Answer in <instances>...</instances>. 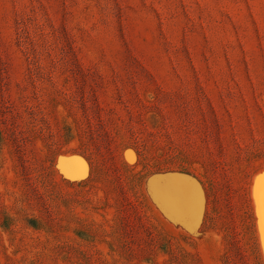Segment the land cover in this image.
Here are the masks:
<instances>
[{
	"label": "rangeland",
	"instance_id": "374dc122",
	"mask_svg": "<svg viewBox=\"0 0 264 264\" xmlns=\"http://www.w3.org/2000/svg\"><path fill=\"white\" fill-rule=\"evenodd\" d=\"M0 124V212L16 220L0 264L49 239L27 205L93 219V252L113 264H166L154 226L191 264H259L255 226L264 261V171L255 221L239 172L264 169V0H0ZM76 151L92 153L83 175L66 169ZM116 215L131 257L109 249Z\"/></svg>",
	"mask_w": 264,
	"mask_h": 264
},
{
	"label": "trees",
	"instance_id": "16d2710c",
	"mask_svg": "<svg viewBox=\"0 0 264 264\" xmlns=\"http://www.w3.org/2000/svg\"><path fill=\"white\" fill-rule=\"evenodd\" d=\"M32 131H38L37 129H32ZM45 133V131H42ZM47 132V131H46ZM6 142L5 131L1 127L0 124V164L3 163V148ZM137 150V148H134ZM138 151V150H137ZM76 154L84 156L87 161L93 166V159L90 152L87 153L85 151H76ZM71 154V153H65ZM249 158V157H248ZM247 163L251 162L247 159ZM252 162L249 164L242 165L240 168V176H241V184H240V194L243 202L245 203V209L248 216L254 220V211L253 204L251 199V181L253 177L258 174L262 170H257L255 172L252 171ZM172 172V171H171ZM180 175L188 176L189 172H178ZM88 180L82 182H70L66 181L65 183L72 186H82L85 185ZM200 195L198 197V201H200V206L202 202L204 203L206 196V190L204 184L200 182ZM45 202V201H43ZM28 207L23 210L27 212L28 223L33 229H37L44 234H47L49 239L45 240V244L38 250L31 252L26 259H23L22 264H113V260L107 261L102 259L99 253L93 252V245L96 239L103 235L102 226L96 223L93 219L80 218L77 215L73 214L70 209H66L62 214H60L59 218L48 215H43L38 213V209H33L35 207L31 205H27ZM43 209H46L44 206ZM21 211V212H24ZM32 212V215L29 213ZM5 213V214H4ZM115 222L109 231V241L108 246L111 252L117 250L121 256H133L135 255L130 248H128L124 242V236L122 235L123 230L121 225L122 219L116 215ZM255 221V220H254ZM16 225V220L14 216L9 215L6 212H0V230L4 232V234L14 235L16 231H14ZM53 225L60 226V228L68 227L72 230L73 237L70 241L65 240L63 235L59 232L58 229L53 228ZM155 232H151V236L148 237L149 243H151L150 251L152 253H161L168 257V261L166 264H191L188 260L189 258L185 255H177L175 253L174 246L172 242L167 238L166 234L162 231H158L155 229L156 226L153 227ZM50 233V234H49ZM252 236L255 241V248L258 255V263L264 264V261L261 256V250L259 245V240L257 237V233L255 230V226L252 231ZM146 244V243H145ZM147 252V247H144ZM96 255L95 259H93L92 255ZM145 253V252H144ZM151 253V252H150Z\"/></svg>",
	"mask_w": 264,
	"mask_h": 264
},
{
	"label": "water",
	"instance_id": "95a60500",
	"mask_svg": "<svg viewBox=\"0 0 264 264\" xmlns=\"http://www.w3.org/2000/svg\"><path fill=\"white\" fill-rule=\"evenodd\" d=\"M64 158H66V162H65L66 169L72 175H79V174L83 175L84 174V171L80 172V171H78L76 169L75 163L77 161H80L83 165H86V164L89 165L87 159L84 156L79 155V154H73V155H71L69 157H64ZM67 178L70 181V178L68 176H67ZM262 178H263V176L258 181V188L260 187V189L257 192V198H256L257 209H258V212H259L258 223H259L260 231L262 230V224H260V221L262 223V216H261L262 209H261V202L260 201H261L262 196H264V179H262ZM262 233H264V230H262ZM262 243H263V246H264V242L263 241H262Z\"/></svg>",
	"mask_w": 264,
	"mask_h": 264
},
{
	"label": "snow or ice",
	"instance_id": "6c2138e0",
	"mask_svg": "<svg viewBox=\"0 0 264 264\" xmlns=\"http://www.w3.org/2000/svg\"><path fill=\"white\" fill-rule=\"evenodd\" d=\"M262 179H264V178H262ZM260 202H261V209H262V211H261V216H262V230H264V196H262Z\"/></svg>",
	"mask_w": 264,
	"mask_h": 264
}]
</instances>
